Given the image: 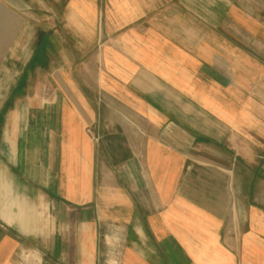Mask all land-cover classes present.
<instances>
[{"label": "crops", "instance_id": "1", "mask_svg": "<svg viewBox=\"0 0 264 264\" xmlns=\"http://www.w3.org/2000/svg\"><path fill=\"white\" fill-rule=\"evenodd\" d=\"M0 92V264H264V0H0Z\"/></svg>", "mask_w": 264, "mask_h": 264}, {"label": "rangeland", "instance_id": "2", "mask_svg": "<svg viewBox=\"0 0 264 264\" xmlns=\"http://www.w3.org/2000/svg\"><path fill=\"white\" fill-rule=\"evenodd\" d=\"M26 79L25 89L24 90H17V91H10V105L9 109L13 110L15 108L14 105H17L18 100H33V99H40V100H49L51 97V91L48 89L47 82L49 81L48 75L40 76H33L31 75ZM40 83L38 86H34V82ZM11 82H13L11 80ZM6 92H0V103L1 100L5 97ZM110 259V258H109ZM108 261V259H107ZM110 261V260H109ZM110 264H114L111 262Z\"/></svg>", "mask_w": 264, "mask_h": 264}]
</instances>
